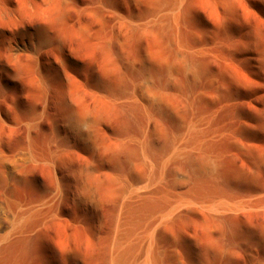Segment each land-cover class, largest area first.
Here are the masks:
<instances>
[{
  "label": "rangeland",
  "instance_id": "obj_1",
  "mask_svg": "<svg viewBox=\"0 0 264 264\" xmlns=\"http://www.w3.org/2000/svg\"><path fill=\"white\" fill-rule=\"evenodd\" d=\"M20 1V22L42 38L33 53L0 49V264L55 263L57 228L41 236L32 217L20 232L22 217L52 190L56 174L64 185L73 176L94 182L127 171L144 111L150 129L162 128L151 133V146L164 152L212 112L216 124L250 123L255 143L263 144L264 0H51L46 13ZM156 92L163 103L152 99ZM81 113L90 116L84 125L75 120ZM235 160L247 173L249 159ZM236 172L232 164L226 175L243 196ZM101 212L107 224L112 204ZM263 227L264 211L233 224L230 264H264ZM213 248L201 253L202 264L213 263Z\"/></svg>",
  "mask_w": 264,
  "mask_h": 264
},
{
  "label": "bare ground",
  "instance_id": "obj_2",
  "mask_svg": "<svg viewBox=\"0 0 264 264\" xmlns=\"http://www.w3.org/2000/svg\"><path fill=\"white\" fill-rule=\"evenodd\" d=\"M21 1L27 7L33 4V11L34 6L43 10L51 3ZM18 5L17 0H0V20L11 24L4 28L0 23V49L12 56L23 50L35 52L42 38L33 27L20 22ZM228 7L226 2L224 10ZM52 9L50 12L56 13ZM43 13L41 16L46 15ZM49 18L48 22L55 19ZM151 97L165 101L159 92ZM216 114H200L196 130L164 152L151 146V133H162V128L154 123L150 129L151 115L144 111L141 140L127 171L108 173L94 182L88 176H73L64 185L62 178L54 175V187L38 198L34 210L26 211L20 232L28 229L32 217L41 236L54 225L58 231L50 247L54 264H202L201 253L212 245V264H230L233 224L264 211V184L257 186L261 173L264 178V141L255 143L254 128L249 129L246 121L237 129L212 122ZM74 116L83 125L90 117L82 113ZM245 118L250 122L251 115ZM258 123L261 126V121ZM259 129L257 134L264 136V126ZM237 155L249 159L247 173L236 163ZM232 164L237 167L234 174L243 196H236L229 185L226 173ZM169 165L173 170H167ZM106 201L113 206L107 224L101 212ZM261 237L264 242V227Z\"/></svg>",
  "mask_w": 264,
  "mask_h": 264
}]
</instances>
